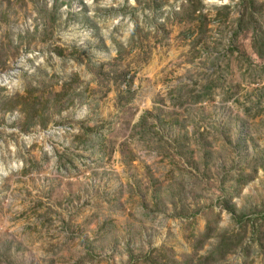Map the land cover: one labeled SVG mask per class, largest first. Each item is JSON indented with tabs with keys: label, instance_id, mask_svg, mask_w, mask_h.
I'll list each match as a JSON object with an SVG mask.
<instances>
[{
	"label": "rangeland",
	"instance_id": "1",
	"mask_svg": "<svg viewBox=\"0 0 264 264\" xmlns=\"http://www.w3.org/2000/svg\"><path fill=\"white\" fill-rule=\"evenodd\" d=\"M193 1L0 0V264H264V0Z\"/></svg>",
	"mask_w": 264,
	"mask_h": 264
},
{
	"label": "trees",
	"instance_id": "2",
	"mask_svg": "<svg viewBox=\"0 0 264 264\" xmlns=\"http://www.w3.org/2000/svg\"><path fill=\"white\" fill-rule=\"evenodd\" d=\"M191 2V7H193V11H192V15H194L196 12H197V7H195V3L196 1H193V0H190ZM15 104L13 106H11V108H9V110H14L16 109V107L18 106L19 109L18 111L21 113V114H26L28 112H38V110L40 109H37V106H38V102L36 100H32L30 99V97L27 95L26 97H19V98H16L15 100ZM39 115H41V111L39 112Z\"/></svg>",
	"mask_w": 264,
	"mask_h": 264
}]
</instances>
